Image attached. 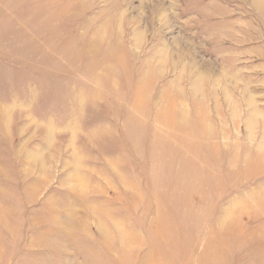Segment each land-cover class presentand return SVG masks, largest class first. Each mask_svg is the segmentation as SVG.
<instances>
[{"label":"rangeland","instance_id":"rangeland-1","mask_svg":"<svg viewBox=\"0 0 264 264\" xmlns=\"http://www.w3.org/2000/svg\"><path fill=\"white\" fill-rule=\"evenodd\" d=\"M0 264H264V0H0Z\"/></svg>","mask_w":264,"mask_h":264}]
</instances>
